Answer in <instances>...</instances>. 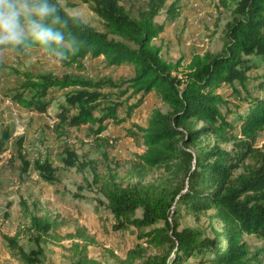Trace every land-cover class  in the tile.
<instances>
[{"label":"trees","instance_id":"obj_1","mask_svg":"<svg viewBox=\"0 0 264 264\" xmlns=\"http://www.w3.org/2000/svg\"><path fill=\"white\" fill-rule=\"evenodd\" d=\"M85 1L103 20L104 30L82 19H69L66 36L78 51L75 55L68 51V61L85 70L84 59L88 55L103 56L110 66L132 65L133 75L94 79L82 73L34 75L13 68L25 80L7 92V97L21 107L43 113L51 105V99L46 96L52 88L68 89L64 101L58 105L59 122L66 127L87 125L90 133L98 137L107 129L108 120H125L154 91L168 109L154 108L147 125L140 128L146 148L139 157L148 167L169 166L174 160H181L179 167L187 187L165 183L123 188L115 180L101 184L115 227H151L139 232V238L154 245H171L173 258L169 254L148 256L145 264H186L191 257L196 264H264V248L252 250L244 238L250 234L264 240V148L256 146L257 137L264 129V75L252 76L249 72L255 61L264 63V0H221L223 5L232 7L222 48L218 52H194L186 64L183 57L165 58L161 45L154 42L164 31V23L156 21V17L166 0H148L146 8L138 14L132 13L123 0ZM53 2L66 19L75 16L65 11L59 0ZM179 2L173 0L167 6V19L178 15ZM33 46L36 45L11 49L21 54ZM251 78L256 80L255 88L261 93L249 95L244 113H238L235 128L230 119L232 110L227 107L229 98L218 89L231 86L233 93L241 89L249 93L247 83ZM123 84L127 86L120 95L131 91L138 98L121 117L119 110L123 102L102 89ZM206 135H213L221 142L233 141L232 148L215 144L196 154L189 149ZM10 136L8 129L0 135V160ZM18 144L23 172L33 167L44 180L57 181L56 168L49 156L36 158L32 163L23 153L22 137ZM63 162L77 169L95 168L94 162L81 160L69 146L64 148ZM138 209H142V217L135 216ZM181 210L196 216L211 210L220 229L213 226L212 234L192 226L179 229ZM31 221L39 232L34 238L36 247L29 252L19 245L15 236L4 235V238L23 261L39 264L44 255L40 239L50 231L52 222L36 216ZM160 222L163 224L156 226ZM137 247L139 244L128 251L129 262L141 255Z\"/></svg>","mask_w":264,"mask_h":264},{"label":"rangeland","instance_id":"obj_2","mask_svg":"<svg viewBox=\"0 0 264 264\" xmlns=\"http://www.w3.org/2000/svg\"><path fill=\"white\" fill-rule=\"evenodd\" d=\"M59 1L69 14L78 15L85 23L104 30L103 20L85 0ZM172 1L166 0L156 17V21L165 25L164 31L154 40L161 45L162 55L168 60L183 57V64H186L194 52L220 51L226 25L232 19V7L223 5L221 0H180L178 15L169 20L166 9ZM123 3L132 13L138 14L146 8L148 0H123ZM255 62L250 74L264 75V63ZM84 64L85 70H79L67 57L60 61L55 53L37 45L21 54L11 48L0 50V135L4 129L11 134L0 160V264H28L11 248L4 235L15 236L19 245L29 252L36 247L34 238L39 232L32 224L33 216L52 222L50 231L40 239L44 255L39 264H145L148 256L169 254V258L174 257L170 244L154 245L139 238V232L151 227L116 228L108 200L100 189L101 184L109 180H115L123 188L165 183L187 187L184 172L179 167L181 160L176 159L169 166L148 167L139 157L146 148L140 128L147 125L154 108L168 109L154 91L125 120H108L107 129L98 137L90 133L87 125L66 127L59 122L56 116L58 105L64 101L68 89L52 88L46 96L51 99V105L43 113L21 107L6 95L25 80L13 68L28 70L34 75L82 73L94 79L103 76L129 78L134 73L132 65L110 66L103 56L94 58L88 55ZM247 84L249 93L244 89L233 93L231 86L223 89V94L229 98L227 107L232 110L230 119L235 128L238 113H244L249 95L261 93L255 88V79H249ZM126 86L102 89L112 92L114 99L123 102L119 110L121 117L126 115L127 106L138 98L131 91L120 95ZM20 137L23 138V153L32 163L36 158L49 156L56 168L57 181L44 180L33 167L27 172L22 171L18 156ZM215 144L231 149L233 141L221 142L213 135H206L191 144L189 149L196 154ZM67 146L74 149L81 160L94 162L95 168L65 166L63 157ZM256 146L264 148V129L257 137ZM142 214V209H138L135 216L142 217ZM178 221L179 229L192 226L210 234L213 226L220 229L211 210L198 216L181 210ZM244 238L252 250L264 248V240L250 234ZM137 244L141 255L129 262L128 251ZM193 258L186 264H196Z\"/></svg>","mask_w":264,"mask_h":264},{"label":"clouds","instance_id":"obj_3","mask_svg":"<svg viewBox=\"0 0 264 264\" xmlns=\"http://www.w3.org/2000/svg\"><path fill=\"white\" fill-rule=\"evenodd\" d=\"M69 19L81 18L66 19L53 0H0V49L37 45L63 61L78 51L66 36Z\"/></svg>","mask_w":264,"mask_h":264},{"label":"built area","instance_id":"obj_4","mask_svg":"<svg viewBox=\"0 0 264 264\" xmlns=\"http://www.w3.org/2000/svg\"><path fill=\"white\" fill-rule=\"evenodd\" d=\"M172 22H175V21H172ZM202 53V52H201ZM225 88H227V86H224V88H221V90H223V89H225Z\"/></svg>","mask_w":264,"mask_h":264}]
</instances>
